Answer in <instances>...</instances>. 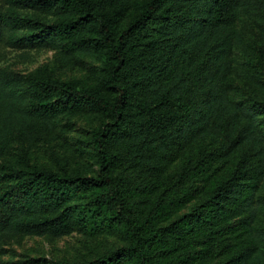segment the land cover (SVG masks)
I'll use <instances>...</instances> for the list:
<instances>
[{
  "label": "trees",
  "instance_id": "trees-1",
  "mask_svg": "<svg viewBox=\"0 0 264 264\" xmlns=\"http://www.w3.org/2000/svg\"><path fill=\"white\" fill-rule=\"evenodd\" d=\"M18 1L7 0L0 10V38L5 28L8 44L54 48L63 60L103 50L106 76L90 89L24 76V96L6 84L0 158L17 140L51 131L54 119L72 107L86 104L106 122L94 134L96 175L33 167L16 171L18 182L0 185V232L61 237L84 229L118 232L125 242L91 261L54 264H186L187 258L189 264H264V229L245 227L249 234L217 262L201 260L194 249L220 241L235 217L245 213L251 220L257 209L254 193L264 168L257 114L264 99L239 105L216 88L238 38L240 0H144L125 23L130 0H24L56 17L52 21L22 15ZM259 62L264 76V42ZM212 65L217 80L209 76ZM202 140L216 142L223 157L194 151L176 172L163 175L170 159ZM205 173L204 199L162 225L192 198L182 180Z\"/></svg>",
  "mask_w": 264,
  "mask_h": 264
},
{
  "label": "rangeland",
  "instance_id": "rangeland-1",
  "mask_svg": "<svg viewBox=\"0 0 264 264\" xmlns=\"http://www.w3.org/2000/svg\"><path fill=\"white\" fill-rule=\"evenodd\" d=\"M144 0H130L124 9V23L134 14L135 4ZM8 6L7 0H0V10ZM15 8L22 14L47 21L56 19L52 15H43L32 9L24 0L15 3ZM239 15L235 23L237 36L234 45L227 54V62L222 72V84L216 88L227 98L239 105L250 106L253 99H264V76L259 57L264 42V0H240ZM123 23V24H124ZM24 30H17L21 34ZM7 29H2L0 38V122L4 118L6 84L14 87L18 94H28L24 76L38 79H57L68 82L77 89H90L105 79L103 50L90 53L76 52L68 59L60 57L59 50L44 47H16L7 42ZM215 66L212 65L209 76L217 80ZM257 119L264 134V111H259ZM106 122V117L86 104L72 107L54 119L51 131L35 136L33 139H19L0 158L3 175L1 186H10L20 179L16 171L29 170L33 167L57 172L63 175H96L98 154L94 147V134ZM243 149L240 148V151ZM198 151V155L212 159L218 153L223 157L219 145L210 140L189 144L178 157L170 159L163 175L173 174L184 163L186 156ZM217 163L212 162V166ZM118 172L125 170L119 164ZM136 180L143 174L138 169H127ZM215 174L212 173V175ZM144 178V177H143ZM207 174L192 176L182 180L180 186L190 187L192 198L162 225L170 223L183 213L190 212L203 199L209 189ZM180 189V188H179ZM256 213L251 220L245 213L235 217L229 230L220 241L210 247L195 245L201 260L217 262L232 251L241 238L249 234L245 227L264 229V168L262 177L254 193ZM245 222H248L246 225ZM125 242L118 232L92 235L84 229H76L61 237L31 236L0 232V264H54L57 261H91L100 255L113 251ZM179 249L172 251L176 256ZM186 264L192 260L186 259ZM192 264V263H191Z\"/></svg>",
  "mask_w": 264,
  "mask_h": 264
}]
</instances>
